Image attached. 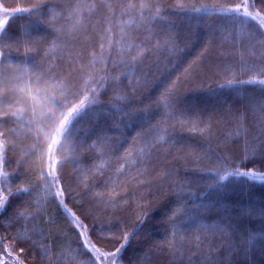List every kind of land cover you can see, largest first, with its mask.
Here are the masks:
<instances>
[{
	"label": "trees",
	"instance_id": "16d2710c",
	"mask_svg": "<svg viewBox=\"0 0 264 264\" xmlns=\"http://www.w3.org/2000/svg\"><path fill=\"white\" fill-rule=\"evenodd\" d=\"M141 2L159 3L168 10L167 20L154 21L150 40L143 42L130 40L131 35H138L143 29L133 32L125 23L139 19L137 9H127L126 4ZM234 2L0 0V5L9 9L5 13L0 8V20L7 18L12 43L8 48L0 47V183L7 172L13 191L30 187L34 197L28 199L30 207L21 208L27 216L7 224V230L5 224L13 213L0 217V238L12 253L6 256L5 248H0V262L92 264L91 253L85 251L69 223L71 217L57 205L41 179L50 160L60 162L57 167L63 170L62 183L71 189L73 197L85 192L100 193L85 196L79 203L70 200L69 207L82 218L89 211L86 205L90 198L113 206L109 223L108 214L103 215L101 210L86 220L93 242L102 251L117 244L122 231H131L128 226L134 225L135 217L146 210L147 221L135 238L129 237L122 264H169L167 249L158 252L150 245L163 247L173 240L175 247L187 256L195 228L189 231L190 223L182 222L177 225V236L172 237L168 217L178 206L179 198L171 190L187 179L193 182L191 187L197 194L202 192L197 184L214 182L211 173L223 172L219 158L224 154L230 155L232 162L241 163L245 138L235 135L237 129L227 106L239 111L242 100L238 96L258 99L264 97V91L259 85H240L239 89H221L219 85L229 78L264 79V44L258 42L255 22L244 25L241 32L240 25L226 18L188 14L180 11L178 5L200 7ZM37 3L41 14L35 18L11 11ZM255 9H264V4L256 0ZM111 17L115 19L109 23ZM253 32L254 36L250 34ZM101 43L105 46L103 53ZM136 44L142 48L147 45V50L140 57L134 83L129 85L122 76L114 81L112 77L119 72L113 62L121 55L129 59L136 53ZM237 47L242 50L240 54L234 51ZM101 78L103 84L98 83ZM173 81L178 89L174 90L176 101L166 114L158 101ZM85 94L88 100L81 115L73 120L76 130L69 133L61 114ZM93 99L97 103L89 104ZM116 108L132 114L121 121L119 128L114 126L118 119ZM167 116L172 117L171 121ZM248 127L246 139L251 142L256 132L251 117ZM160 128L167 129L164 134L171 141L156 150L152 144L161 134ZM190 128L194 130L189 131ZM122 164L124 171L118 172ZM241 167L264 172V153L258 152ZM223 186L220 195L213 193L206 198L213 208L202 217L204 222L230 223L241 241L247 234L264 233V215L259 214L264 209V185L229 177ZM184 199L185 206L191 208L192 203L187 197ZM249 209L251 214L246 211ZM18 233L28 239L14 240ZM21 248L23 253L19 252ZM220 255L225 253L221 251ZM230 259L234 264H264V240L258 239L247 255L239 252Z\"/></svg>",
	"mask_w": 264,
	"mask_h": 264
},
{
	"label": "snow or ice",
	"instance_id": "6c2138e0",
	"mask_svg": "<svg viewBox=\"0 0 264 264\" xmlns=\"http://www.w3.org/2000/svg\"><path fill=\"white\" fill-rule=\"evenodd\" d=\"M255 2L253 0L252 4L249 3V0H236L234 3L222 4L216 6H210L204 4L200 7H197L195 4H180L178 8L180 11L186 12L188 14H200L204 16L218 15L222 18H226L238 25L241 26V32H243V26L249 24V22H255V29L259 32L258 42L264 44V9L256 10ZM264 4V0H260ZM103 7V5H101ZM0 8H3V11L7 13L8 8H4L3 5H0ZM41 5L39 3L32 5L31 7H21L17 6L11 9V11L16 14H29L32 17H38L41 13L39 9ZM127 9L136 8L138 11V22L133 20H128L127 23L133 32L138 29H143L138 35H131L130 40L140 39L143 41L150 40L152 34L154 21H166L167 20V9H164L159 3H148L141 2L138 5H133L131 3L126 4ZM252 9V10H250ZM154 10V15L151 13ZM123 14V13H122ZM115 17L109 18V23ZM43 23V21H38ZM8 20L5 19L3 22H0V47L8 48L11 46V37L7 33ZM109 32V46H111V29ZM123 32V29H121ZM254 36V32L250 33ZM169 41H165L168 43ZM119 43V42H118ZM133 45L129 43L128 47L131 48ZM102 53L105 50L103 43L100 45ZM123 48V45H120ZM159 47V45H157ZM136 53L131 55L129 59H125L122 55L119 56L117 60L113 62L114 69L119 72V75L112 77L114 81H119L121 76L128 81L129 85H132L135 80L137 72L140 70L141 62L140 57L147 50V45L141 47L140 44L135 45ZM32 49H26V51H31ZM236 54L241 53V48L237 47L235 50ZM223 54V53H222ZM253 54H255L253 52ZM261 56L264 57V53H261ZM242 58V57H241ZM25 72H28L29 69L25 67ZM100 84L104 83V79L101 78L98 82ZM240 85H259L261 90L264 91V79L251 78L247 80H236L235 78H229L225 83L220 84L221 89L224 88H236L239 89ZM178 91L175 81L165 88V91L162 93L161 99L158 101V105H162L165 113L167 114L169 109H173L176 101L175 91ZM92 91L95 93L96 89L93 88ZM135 89L133 88V92ZM98 95V93H97ZM118 99H124L123 96L117 97ZM242 100V104L239 111H233L232 106H227V112L232 117V123L236 127L237 131L235 132L236 136L244 137V145L242 148V155L240 157V164L232 162V157L228 154H224L219 159L223 161L221 164V171H213L211 175L214 177V182H209L205 184H197V187L203 188L202 192L197 194L191 187L192 181L185 180L183 182H178L177 187L171 190V193L179 198L178 206L175 207L172 212L169 214L168 221L171 224V235L173 238L177 236L178 228L177 225L182 222H189L190 227L189 231H192V228H195L194 238L191 246L188 248L187 256L184 255L180 249L175 247L174 240L168 242L163 247L159 245H150L152 250L163 252L167 249L166 254L169 256V264H173V261H178L179 264H234V261L230 259L232 254L243 252L247 255L255 246L258 239L264 240V233L260 234H247L241 241L237 236L235 231L232 230L231 224H222V223H205L202 217H204L209 211L213 208V203L206 200L210 194L220 195L224 191L223 182L227 181L229 177H235L237 180L243 178L244 180L252 183H259L264 185V172L251 168V169H242L241 164L246 162L249 159H254L258 152L264 153V97L258 99H253L248 97H237ZM88 100V96L85 94L82 100H79L78 103L70 104L67 112H63L62 118L66 121L67 131L69 133L75 132V126L73 120L75 117L81 115V110L85 106V101ZM97 101L95 99L89 101V104H95ZM118 114V119L114 124L115 127L119 128L121 126V121H124L127 118H131V113L123 111L119 108L115 109ZM251 117L252 127L256 129L255 134L252 136L251 142H249L246 137L250 131L248 127V119ZM172 117L167 116V120L171 121ZM164 121L162 120L161 123ZM183 125V121L179 122ZM159 127V125H158ZM169 127H174V125L169 124ZM194 129H189L193 131ZM161 134L158 135L157 139L153 142L152 147L156 150L162 149L165 143L171 141V137L166 139L164 133L167 132V129L160 128ZM203 134V133H201ZM74 158V157H73ZM127 159V157H126ZM57 163L49 161V168L46 175H42L41 179L44 180L45 186L49 191L52 192L55 202L63 211L71 217L69 223L76 230L77 235L80 240V244L83 246L86 252L91 253L92 264H96L97 261L100 264H103L105 260L109 261V264H122L123 253L130 244L129 237L135 238V234H138L142 225L147 221L146 210H142L141 214L135 217L136 223L134 225H129L131 231L124 230L121 232L119 242L111 249L101 250V247H98L96 243L93 242L91 230L89 229L88 223L86 220L90 217H93L94 213L88 211L84 217L73 207H69V202L72 199H75L78 203L83 201L85 196L91 197L92 195L99 196L100 193L85 192L83 194H77L75 197L72 196L70 188L65 187L62 183L63 170L62 168L57 167ZM227 165V167L225 166ZM229 168L231 170H229ZM123 164L118 168V172H123ZM3 182L0 183V217H5L9 213H13L5 224L7 230V224H10L13 220L17 218H22L27 216L26 211H21V208L27 209L30 207L28 204L29 198H34L32 194V188L30 187H17L15 191L12 190L11 184L8 182L7 172L3 174ZM106 186V185H105ZM115 191V189H113ZM185 197L192 203L191 208L185 206L186 201ZM199 201V202H197ZM251 214L252 210H246ZM260 215H264V209L259 210ZM43 237H41L42 239ZM181 238H183L181 234ZM14 240L26 241L28 238L26 235L18 233L13 237ZM34 245V242H31ZM0 248H5V245L0 238ZM15 251V249H13ZM24 249H19L20 253H23ZM223 251L224 256H221L220 253ZM48 249H44V254L47 256ZM6 256H11V252L5 248ZM193 257H199L198 260L193 259ZM3 264V262H0ZM20 264H23L21 261Z\"/></svg>",
	"mask_w": 264,
	"mask_h": 264
},
{
	"label": "rangeland",
	"instance_id": "374dc122",
	"mask_svg": "<svg viewBox=\"0 0 264 264\" xmlns=\"http://www.w3.org/2000/svg\"><path fill=\"white\" fill-rule=\"evenodd\" d=\"M5 19L7 18H2L0 20V22H3ZM89 198V197H88ZM104 205V206H103ZM100 202V201H97V200H94V199H89L87 201V205L86 207L88 208L89 211H92L95 215L98 214L99 210H101L103 212V215L104 214H108L106 220H108L107 222L109 223L111 220V216L113 215V211H111L110 209H113V206L109 205V204H103ZM101 213V212H100ZM102 214V213H101ZM106 222V223H107ZM140 262H143L142 260ZM106 264H109V261L108 260H105Z\"/></svg>",
	"mask_w": 264,
	"mask_h": 264
}]
</instances>
